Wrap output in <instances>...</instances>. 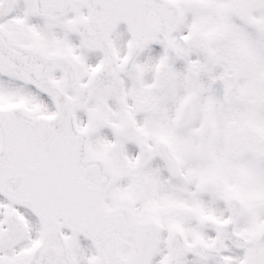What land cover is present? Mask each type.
I'll return each instance as SVG.
<instances>
[{"label": "snow or ice", "instance_id": "obj_1", "mask_svg": "<svg viewBox=\"0 0 264 264\" xmlns=\"http://www.w3.org/2000/svg\"><path fill=\"white\" fill-rule=\"evenodd\" d=\"M0 264H264V0H0Z\"/></svg>", "mask_w": 264, "mask_h": 264}]
</instances>
